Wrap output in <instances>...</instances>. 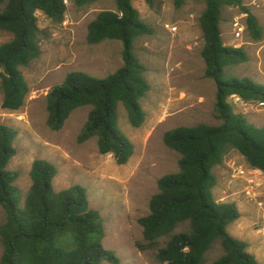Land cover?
<instances>
[{
  "label": "trees",
  "instance_id": "1",
  "mask_svg": "<svg viewBox=\"0 0 264 264\" xmlns=\"http://www.w3.org/2000/svg\"><path fill=\"white\" fill-rule=\"evenodd\" d=\"M100 0H71L76 8ZM115 11L99 13L86 30V42L98 45L116 41L122 47V66L105 78L83 72L69 73L46 96V125L51 131L63 128L79 108L90 107L78 142L96 140L98 153L125 165L134 154L131 141L119 129L118 106L130 125L145 120L142 100L150 91L146 67L134 52L137 39L152 34L140 18L132 0H112ZM153 7L158 0H143ZM180 6L184 0H174ZM205 9L198 23L203 40L200 52L204 77L215 85L214 110L218 126L198 124L178 127L163 135V145L177 153L178 171L157 181V193L148 214L138 222L142 228V249H154L158 264H204L206 255L219 244L223 255L211 264H260L247 252V244L230 236L228 227L240 217L235 204L218 203L213 194L215 167L230 151L244 158L249 168L264 174V127L258 128L233 110L229 99L264 105V85L250 78L228 75V70L248 61L242 48L225 46L220 30L224 8L239 9L246 15L245 32L255 42L263 30L242 0H203ZM65 0H0V32L11 40L0 45V91L2 108L18 111L29 88L22 69L40 56L37 13L54 25L64 21ZM17 131L0 125V208L6 217L0 225L3 253L0 264H119L103 248L104 228L97 211L90 208L87 191L74 185L55 191L56 167L35 159L30 169L31 187L23 204L16 186L17 171L8 168L16 155ZM178 231V232H177ZM164 240L162 247L159 242Z\"/></svg>",
  "mask_w": 264,
  "mask_h": 264
},
{
  "label": "rangeland",
  "instance_id": "2",
  "mask_svg": "<svg viewBox=\"0 0 264 264\" xmlns=\"http://www.w3.org/2000/svg\"><path fill=\"white\" fill-rule=\"evenodd\" d=\"M64 21L54 25L37 13L40 36V56L22 69L29 88L24 105L18 111L2 108L0 91V125L17 131L14 142L16 155L8 168L17 171L16 186L21 202L31 187L30 169L35 159L51 162L57 169L53 181L55 191L74 185L87 191L89 206L97 211L104 228L103 248L112 251L119 264H158L154 249H142V228L139 220L149 210L151 197L157 193V181L178 171L180 156L163 145V135L178 127L198 124L218 126L214 110L215 85L204 77L203 46L199 17L205 9L203 0H184L180 6L174 0H158L149 7L143 0H132L140 18L152 29L150 36L137 39L134 52L147 72L150 91L142 100L144 123L134 128L128 122L124 108L118 106L119 129L134 146V154L125 165H117L111 156L98 153L96 140L78 142L90 107L79 108L66 120L59 131L46 125V96L61 84L69 73L83 72L95 78H105L122 66L119 42L106 41L98 45L86 42L88 24L104 11H115L112 0H100L84 8H76L65 0ZM263 30L261 41H252L244 31L242 38L233 33L235 20L245 25L246 15L237 8H224L220 30L225 46L242 48L248 61L228 70V75L250 78L264 85V0H242ZM175 27L176 32L165 26ZM11 35L0 32V45ZM233 110L251 125L264 127V105L229 99ZM246 161L230 151L220 166L214 168L216 186L213 190L218 203H232L240 217L228 227L231 237L247 244V252L264 264V174H253L257 187L255 202L245 200L247 184L238 175L251 171ZM261 204V205H260ZM6 217L0 208V225ZM178 232V231H177ZM165 241L159 242L162 247ZM3 247L0 241V257ZM223 255L215 244L206 255L204 264H211ZM101 264H109L103 262Z\"/></svg>",
  "mask_w": 264,
  "mask_h": 264
},
{
  "label": "built area",
  "instance_id": "3",
  "mask_svg": "<svg viewBox=\"0 0 264 264\" xmlns=\"http://www.w3.org/2000/svg\"><path fill=\"white\" fill-rule=\"evenodd\" d=\"M165 28L170 31V32H176V28L175 27H170V26H165ZM233 33H234V37L236 39H240L242 38V35L244 34L245 31V25H242L238 22V20H235L233 23ZM251 171L245 172L243 170H240L238 172V175L241 176V178L244 179V182L247 184L246 186V192H245V200L249 201V202H255L256 201V196L254 195V189L257 187L256 181L254 179V176L252 173L258 171L255 169H250ZM261 205V204H260ZM262 220L264 221V216H262ZM264 224V222H263Z\"/></svg>",
  "mask_w": 264,
  "mask_h": 264
}]
</instances>
